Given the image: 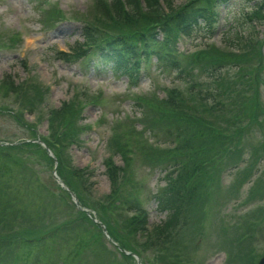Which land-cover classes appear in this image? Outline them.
<instances>
[{
	"label": "rangeland",
	"instance_id": "rangeland-1",
	"mask_svg": "<svg viewBox=\"0 0 264 264\" xmlns=\"http://www.w3.org/2000/svg\"><path fill=\"white\" fill-rule=\"evenodd\" d=\"M93 1L0 0V48L11 46L9 49L0 50V79L7 73L15 82H21L29 77L34 79L39 87L47 88L42 106L31 114L24 112L23 116L18 115L19 120H24L26 123L32 122L33 118L36 119L34 130L39 136L46 133L45 113L48 109L58 107L72 94L80 97L84 94L89 100L90 96H98L96 104L85 103L80 120L83 126L87 124L91 126L78 133L77 143L60 149L59 154L65 161L69 158L72 167L81 168L79 178L82 180H76L78 191L85 193L90 202L91 198L97 199L109 191L101 161L107 152L112 150L111 141L118 140L126 151L133 153L132 156L127 154L129 159L125 161L126 165H129L130 173L133 176L137 175L141 184L144 181L148 184L150 191L142 192L140 197L148 212V226L151 227L164 219L165 215V212L158 210L155 199H152L153 192L164 188L166 181L163 179L166 171L169 174V170H173L174 166L168 169V161H155L154 164V155H151L150 160L147 158L143 161L139 160L136 151L130 147L133 140L128 139L127 134L135 127L138 130L140 125L137 120L145 118L146 109L139 107L143 98L145 100L153 96L161 98L163 92L170 87L173 88L172 86L183 90L187 88L175 78L173 68L170 66L171 62L166 64L162 61V65L167 67L163 69L154 56L140 61L138 67L132 71L134 76L132 80L126 75L106 69L99 72L92 71L91 66L85 63L87 56L70 61L58 59L57 50L73 49V46L81 40L79 32L83 24L81 15L89 11ZM182 1L171 0V5ZM256 1L228 0L226 6L218 8L214 25L207 27L201 22L190 35L181 37L177 41L173 57L177 60L181 59L183 64H188L187 57L184 56L188 51L202 48L210 41H216L218 45L227 32L230 35L233 30L245 31L244 14L250 11ZM48 10H55L62 14L63 16H60L64 19L54 22L46 16ZM91 14L92 8L87 19H91ZM251 32L263 40L264 52V21L257 22ZM259 73L263 81L259 85V98L264 105V69H260ZM72 84L82 85L84 88L72 89ZM97 90H101L102 93ZM181 93L186 99L187 94L184 91ZM14 100L13 94L4 96L0 92V140L4 137L15 140L31 134L2 111L3 108H7L18 114L22 107ZM99 119L104 121L100 122ZM171 119L160 120L154 114L151 116L147 125L152 126L154 122L157 129L153 140L170 139V136L162 133V128L163 125H170ZM113 122H118L117 131L112 126ZM142 123L146 124L145 121L140 122L141 125ZM151 133L148 135L151 136ZM249 135L256 136L261 143L264 139V124L261 132L254 129ZM253 145L245 141L242 149L246 159L244 163L237 162L235 164L237 167L234 169L223 166L224 169L218 168L212 172L211 180L203 183L200 195L197 199H193V205L180 206L179 221L173 232L174 248L180 251L178 262L181 260L186 261L187 264H249V256L256 261L264 254V158H257L259 164L256 169L261 170L259 173H254L251 177L252 171L244 172V180L240 183L242 186H235L236 180L241 178V175L237 176L238 172L253 161L249 157ZM17 154L15 159L19 157L28 159V169L16 170L10 166L12 163L10 160L0 159V171H5L7 174L4 175L5 182L1 179V185L3 191L7 190L6 192L20 190L17 196H22L21 206L28 210L25 211L24 216L18 218L0 217V234H12V241L4 240L5 238L0 240V264H36L37 260L51 264H136L134 259L120 257L115 245L103 236L93 234L92 231L96 230L92 224L88 223L82 229L80 222L74 219L77 216L71 210L69 200L62 201L64 195L57 189L51 176L53 166L51 170L38 157H30L25 152ZM120 159L123 158L116 154L115 162L119 164ZM258 175L261 181L255 187L252 184ZM247 179L249 180L245 183ZM251 186L252 190L249 192ZM12 191L9 195L16 196L11 194ZM4 195L7 196V193ZM0 205L3 212L5 210L8 212V203ZM27 212L28 216H26ZM32 214L35 218H41V221H32L30 216ZM198 216L201 218L200 221ZM69 219L73 221L71 229L63 228L69 230L68 235L63 234L62 231L61 234L55 237L51 235L50 239L44 240L46 238L43 236L44 225L47 227L46 230H52L53 227H58V224ZM194 221L199 222V228L192 225ZM32 223V229L38 230L40 225L44 226L41 228L39 234L41 241L38 243H45L46 246L40 247L35 244L28 247L18 246L20 242L15 233H20L24 228L30 229ZM73 237L85 238L89 245L84 250H79L80 246L77 244L73 248L71 244ZM76 253L80 254L76 255ZM150 256H152L150 249L144 251L140 249L139 261L143 264H148L147 260H150ZM37 264L43 263L39 261Z\"/></svg>",
	"mask_w": 264,
	"mask_h": 264
},
{
	"label": "trees",
	"instance_id": "trees-1",
	"mask_svg": "<svg viewBox=\"0 0 264 264\" xmlns=\"http://www.w3.org/2000/svg\"><path fill=\"white\" fill-rule=\"evenodd\" d=\"M163 1L167 12L163 11L157 0H144V7H140L137 0H125L127 9L123 8L119 0H111L109 3L96 0L91 19L85 18L86 21L81 27L84 44L90 42L94 50L99 53L101 63H110L109 65L117 70H129L127 65L131 62L135 64L136 56L147 58L150 53H154L162 60L163 51L171 50L180 35L189 34L201 20L211 22L214 7L228 2V0H185L183 4L174 8L170 0ZM262 5L259 9L257 5L255 6L251 16L247 17L249 21L253 18L264 20L262 13L264 0ZM159 35L160 39L157 38ZM232 41L236 47L231 49L237 52L210 45L187 57L188 63L194 64L196 69L191 65L179 66L174 61L178 77L187 84L193 81L186 90V99L180 89H174L167 90L164 98L153 97L149 100L143 98L142 103L139 104L140 109H146L145 118H141L139 122L145 121L146 124L142 123L141 131H135L132 146L137 148L142 161L146 158L150 160L151 155H154V164L155 161H168V169L174 166V169L169 170V174L167 171L164 176L166 181L164 188L153 193L152 199H155L158 210L165 212V215L164 219L150 230L147 229V213L143 211L138 200L141 187L132 181L126 163L124 167H117L110 158L103 159L104 174L109 182V192L106 195L93 200L91 198L89 202V197L78 191L76 180H82L79 178L81 170L72 167L69 158L65 161L59 154V149L66 147L69 142H75L78 132L82 130L81 126L76 125L79 116L77 99L63 103L59 109L50 110L48 113L50 136L46 139V144L54 149L58 175L74 192L80 204L95 212L108 235L119 247L139 257L140 249L142 251L150 249L152 256L147 260L148 264H157V262L174 264V260H176L175 264H187L186 261L178 262L180 251L174 248L173 232L179 221L180 206L193 205V199H197L200 195L203 183L211 180L212 172L223 166L235 167L237 162H244L246 159L242 149L245 141L254 144L249 153L253 161L238 172L237 176L241 175V178L236 180L235 186H239L244 180L243 173L251 171L257 158H264V139L260 143L256 136L249 135L254 129L261 132L264 124V111L258 99V85L261 82L259 70L263 67L264 56L260 51L259 42L253 40L251 35L242 37L237 34ZM232 41L227 40L226 43L233 46ZM77 48L79 53L83 54L80 52V47ZM61 56L64 59L68 58L64 54ZM229 73L234 74L235 78H227L226 75ZM202 77L210 79L211 88L198 82ZM2 87L5 88L2 89L4 93L9 92L6 89L14 93L19 103L29 112L35 109L44 95L36 84L25 82L14 86L7 78L2 81ZM153 114L160 120L172 118V123L163 125L162 128V133L170 136L167 140L170 147L162 149L146 144L148 138H153L157 134L154 122L152 126L147 125ZM25 125L27 128L31 127L30 124ZM148 133H151V136ZM32 144L23 143L21 146H28L38 151V145L36 147ZM110 148L115 153H119L124 162L129 159L124 145L118 140L111 141ZM6 159L15 164L19 171L28 169L27 163L16 164L11 158ZM1 179L5 182V178H0V204L8 203L9 208L8 212L6 210L3 212L0 205V217L24 216L28 209L21 206L23 201L17 196L20 190L12 191L16 196L10 198L7 190L2 189ZM259 181L261 177L256 178L253 186L257 187ZM251 190L252 186L249 192ZM4 193H7V196ZM67 200L66 193L62 201ZM70 207L71 210L74 209L72 204ZM73 211L76 212L80 223L76 221L80 226L82 225V229L86 221L92 223L82 212L75 209ZM30 216L32 221H41V218H35L34 214ZM200 219L198 216V221ZM198 221H194L192 225L199 228ZM71 224L73 221L69 219L58 224V227H53L52 230H46V225L45 228L40 225L37 230L32 229V223L30 229L24 228L20 233H15L20 242L18 246L28 247L32 244L46 246L45 243H38L41 241L39 237L41 228L44 230L45 240L50 239L51 235L55 237L61 234L62 231L63 234L68 235L69 230L63 228L71 229ZM92 226L96 230L92 233L100 237L98 226L93 223ZM11 236L12 234L1 235L0 240L5 238L4 240L12 241ZM71 244L73 248L75 244L79 245V250H84L89 245L87 240L81 237L77 239L73 237ZM119 255L124 259L132 260L123 253ZM39 261L43 264H51L43 260H37L36 264ZM248 263L253 264L251 259Z\"/></svg>",
	"mask_w": 264,
	"mask_h": 264
},
{
	"label": "water",
	"instance_id": "water-1",
	"mask_svg": "<svg viewBox=\"0 0 264 264\" xmlns=\"http://www.w3.org/2000/svg\"><path fill=\"white\" fill-rule=\"evenodd\" d=\"M257 264H264V256H262L258 261Z\"/></svg>",
	"mask_w": 264,
	"mask_h": 264
}]
</instances>
